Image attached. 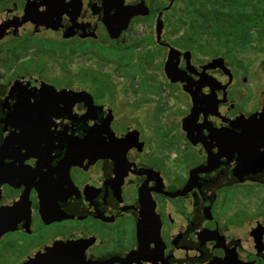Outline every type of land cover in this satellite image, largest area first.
<instances>
[{"label": "flooded vegetation", "instance_id": "obj_1", "mask_svg": "<svg viewBox=\"0 0 264 264\" xmlns=\"http://www.w3.org/2000/svg\"><path fill=\"white\" fill-rule=\"evenodd\" d=\"M137 1L31 0L47 24L0 39V264H264V125L253 123L264 90L252 64L207 42L174 46V3L158 44L169 0H153L154 15L143 0L148 15L110 39ZM26 4L0 0V24ZM149 18L153 36L114 47ZM88 44L142 51L133 64L105 59L113 73L47 72L46 58Z\"/></svg>", "mask_w": 264, "mask_h": 264}, {"label": "trees", "instance_id": "obj_2", "mask_svg": "<svg viewBox=\"0 0 264 264\" xmlns=\"http://www.w3.org/2000/svg\"><path fill=\"white\" fill-rule=\"evenodd\" d=\"M179 1L184 5L183 12L175 23L172 20L169 23L176 28L175 33L181 34L173 41L179 49L200 51L194 44L207 42L210 46L204 51L214 48L242 51L264 38V0ZM187 38L194 42H188ZM62 55L66 66L73 53L63 48Z\"/></svg>", "mask_w": 264, "mask_h": 264}, {"label": "rangeland", "instance_id": "obj_3", "mask_svg": "<svg viewBox=\"0 0 264 264\" xmlns=\"http://www.w3.org/2000/svg\"><path fill=\"white\" fill-rule=\"evenodd\" d=\"M150 5L151 14L154 15L155 9H156V3H153V0H147ZM183 3L179 0L174 1L173 10L170 11V13L167 14V18L169 20H172V22L175 23V20L177 17H180L183 12ZM154 20V18H153ZM153 21L151 18L149 19H143L136 21L133 23L131 29L129 32L124 36V39L121 42H118L117 45L114 47H120L123 48L127 45H131L134 41H140L141 37L145 35L147 32L153 36V32L149 30L153 28ZM149 34V35H150ZM181 34H177L174 32V34H170L169 30H166V39L173 41L176 38H179ZM40 38H43V35L40 36ZM55 37L52 39L54 40ZM143 41V40H141ZM188 42H194L190 38H187ZM87 46H90L86 52H81V50H78L80 52L79 54L75 52V54L72 56L71 60L64 66L63 64V55H57L49 59H45V64L47 66V72L49 73H56L61 75H69V74H105V73H113L116 72L115 66L116 63L114 61H107L105 62V59H113L118 58L120 60H123V64L129 63L131 60V63L133 64L135 59L139 56V53L142 51L138 50L137 47L133 48H126L124 49L121 54L116 52L115 50L110 49H97L94 47V45L88 44ZM239 58L242 59L244 64H252V71L254 73V86L258 91L264 90V38L261 41H254L252 42V45L248 49H244L243 51L238 52ZM56 58V59H55ZM58 59V60H57ZM57 60V61H55ZM133 60V61H132ZM149 67L148 65H145L144 69L146 68L147 73H158L160 71H157L155 68ZM125 72L124 69H122L119 73Z\"/></svg>", "mask_w": 264, "mask_h": 264}, {"label": "water", "instance_id": "obj_4", "mask_svg": "<svg viewBox=\"0 0 264 264\" xmlns=\"http://www.w3.org/2000/svg\"><path fill=\"white\" fill-rule=\"evenodd\" d=\"M52 1H56V0H52ZM107 2H109L110 0H106ZM174 3V0H169V3L167 5V7L164 8V10H162L161 12L158 13L157 15V19H156V23H155V34H156V42L158 44L160 43V35L162 33L163 30V22L161 20V16L163 11H168L170 10V8L172 7ZM149 13L147 7L145 6L143 0H139L136 2V4L133 7H128L125 8L124 12L121 13V17L126 20L124 22V25L118 29V30H112L110 28L107 27V32L108 35L110 37V39H117L120 32L124 29H126V26L130 20V18L132 17H145L147 16ZM47 18V16L45 15H39L36 13V9L32 8L31 6V0H27V4L25 6L24 9V15L21 18L15 19L14 21H10L7 24H0V39L3 37V34L5 32V30H7L10 27L13 28H18L20 27L22 24L32 21L35 22V24L38 25H44L45 23L47 24V22L45 21ZM69 35H64V38H68ZM178 55L179 53L173 49V48H169V52L167 55V59L165 61L164 64V72L165 75L167 76V78L171 81V82H176L178 80H180L178 78L179 72L177 70V61H178ZM188 56V53L186 52L184 54V57L186 58ZM254 127H258V128H262V126L264 125V119L261 120H257L255 119L253 121Z\"/></svg>", "mask_w": 264, "mask_h": 264}]
</instances>
